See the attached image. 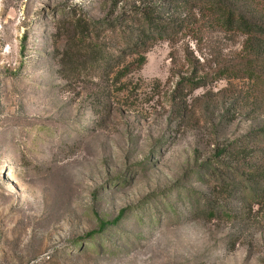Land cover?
I'll list each match as a JSON object with an SVG mask.
<instances>
[{"label":"rangeland","instance_id":"rangeland-1","mask_svg":"<svg viewBox=\"0 0 264 264\" xmlns=\"http://www.w3.org/2000/svg\"><path fill=\"white\" fill-rule=\"evenodd\" d=\"M141 1L0 0V264H264L263 185L200 166L264 117V84L219 74L247 36L195 8L119 52Z\"/></svg>","mask_w":264,"mask_h":264},{"label":"trees","instance_id":"trees-1","mask_svg":"<svg viewBox=\"0 0 264 264\" xmlns=\"http://www.w3.org/2000/svg\"><path fill=\"white\" fill-rule=\"evenodd\" d=\"M195 8H198L201 14H211L213 18L210 23L217 22L225 30L241 32L247 36L243 43L242 60L222 66L219 74H228L230 77L247 76L253 79V84L258 87L264 84V11H260L264 10V7L258 9L250 0L141 1L135 3L123 19L116 18L104 28L116 35L117 42L125 39L122 43L126 48L118 49L119 52L147 51L153 39L176 32ZM176 9L191 11L181 14L182 16L169 12ZM75 24L77 30L84 36H92L91 27L94 26L92 22L76 17ZM95 54L94 58L98 61L104 56V48L101 47ZM144 58L145 56L141 63ZM108 60L105 66L110 64L112 57ZM187 80H189L187 77H181L178 85L185 84ZM192 84L196 85L197 82ZM248 101L245 102V107L253 103L248 113L263 116L264 101L259 99L254 102ZM180 115L183 119L186 113ZM214 142L212 155L200 166L211 167L210 173L221 183L231 179L234 185L238 183L248 184L247 187L263 185L264 190V117L244 133L224 140L216 138ZM239 185H236V188Z\"/></svg>","mask_w":264,"mask_h":264}]
</instances>
